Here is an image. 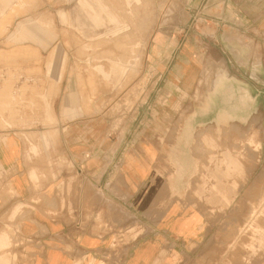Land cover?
I'll return each instance as SVG.
<instances>
[{"label": "rangeland", "instance_id": "374dc122", "mask_svg": "<svg viewBox=\"0 0 264 264\" xmlns=\"http://www.w3.org/2000/svg\"><path fill=\"white\" fill-rule=\"evenodd\" d=\"M208 2L0 0V88L14 89L18 102L0 116L15 119L22 107L24 127L54 133L70 120L84 118L90 127L96 118L104 136L127 127V117L186 119L184 131L195 127L187 193L212 232L196 264H264V54L258 58L238 28L223 27L237 21L234 13L216 30L223 13ZM222 70L229 77L215 78ZM238 81L246 87L196 127L214 98L207 90L226 92ZM231 103L245 112L229 111ZM181 126L166 125L168 144ZM228 156L238 162L230 171ZM8 233L0 230V259L10 245L9 257H29V247L12 245Z\"/></svg>", "mask_w": 264, "mask_h": 264}, {"label": "crops", "instance_id": "0c3cea01", "mask_svg": "<svg viewBox=\"0 0 264 264\" xmlns=\"http://www.w3.org/2000/svg\"><path fill=\"white\" fill-rule=\"evenodd\" d=\"M209 2L212 10L223 13L213 22L216 30L234 13L237 21L223 27L238 28L262 60L264 0ZM236 65L240 70V63ZM219 75L229 77L226 70L215 78ZM233 84L246 87L240 81ZM216 92L214 87L206 94L210 98ZM13 93L14 89L0 88V108L17 105ZM21 111L12 120L0 116V230L11 234L12 245L19 240L28 246L30 255L14 259L10 245L1 252L6 260L1 257L0 264L198 262L212 232L206 215L193 207L187 193L195 170L189 153L195 127L184 131L186 119L127 117V127L104 136L101 119L88 127L80 117L54 133L24 127L29 120ZM204 116L195 119L196 127L204 124ZM169 123L183 125L171 132L172 144L167 142ZM226 162L227 171L238 165L230 156ZM2 239L0 246L6 244Z\"/></svg>", "mask_w": 264, "mask_h": 264}, {"label": "bare ground", "instance_id": "6f19581e", "mask_svg": "<svg viewBox=\"0 0 264 264\" xmlns=\"http://www.w3.org/2000/svg\"><path fill=\"white\" fill-rule=\"evenodd\" d=\"M10 73V72H9ZM220 85V83H218ZM223 86V85H222ZM228 90L225 92L224 90H222V88H219V87H216L217 88V93L215 94L214 98L210 101V105L208 107V109H206L205 113L203 115H206V114H213V115H216V110H217V107L220 106V105H223L224 101H229L231 99V95L237 91H239L242 86L241 85H236V84H230L228 86ZM198 91V90H197ZM199 93V92H198ZM196 93V94H198ZM195 94V95H196ZM199 95V94H198ZM196 97V96H195ZM198 97V96H197ZM200 97V96H199ZM232 101V100H231ZM206 103V102H204ZM197 104V103H196ZM201 104V103H200ZM202 107V106H201ZM229 111H233V112H245L243 109H240L238 107L235 106L234 103H231L229 105L226 106ZM204 108V107H203ZM230 120V119H229ZM227 120V121H229ZM231 124V123H230ZM236 124V123H235ZM234 125V124H233ZM237 125V124H236ZM211 126V125H210ZM231 126V125H230ZM186 131V130H185ZM196 131V130H195ZM192 179V178H191ZM255 187V185L253 186ZM258 187V186H257ZM256 188V187H255ZM254 188V189H255ZM259 188V187H258ZM257 190V189H255ZM251 192V191H250ZM252 193H253V190H252ZM256 193V191H255ZM252 195V194H251ZM254 196V195H252ZM253 199V198H252ZM263 199V197L261 198ZM259 199V200H261ZM258 200V201H259ZM234 224V222H233ZM236 224V223H235ZM244 225V224H243ZM235 226V225H234ZM238 226V225H237ZM237 231V229H236ZM235 236V235H234ZM245 242V241H244Z\"/></svg>", "mask_w": 264, "mask_h": 264}]
</instances>
